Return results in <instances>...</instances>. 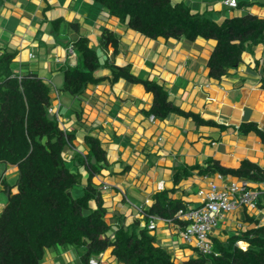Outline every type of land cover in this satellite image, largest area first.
Wrapping results in <instances>:
<instances>
[{"label": "crops", "instance_id": "crops-1", "mask_svg": "<svg viewBox=\"0 0 264 264\" xmlns=\"http://www.w3.org/2000/svg\"><path fill=\"white\" fill-rule=\"evenodd\" d=\"M176 1L188 3L194 14L213 13L216 21H223L228 17L225 13L233 11L224 0ZM244 1L250 4L243 8L247 14L264 17L263 3ZM105 29L119 37L117 54L111 45L100 46ZM81 37L88 38L101 63L130 67L133 75L164 86L169 100L183 112L209 123L177 114L152 121L146 112L153 106V95L142 85L124 79L113 85H89L82 97L63 93L65 71L79 63L75 43ZM215 46L216 41L201 38L194 42L149 39L131 31L92 0H0V56L5 51L16 52L15 73L33 72L55 85L58 92L52 93V98L54 107H59V126L75 133L74 146L65 158L70 169L81 173L82 186L90 176L88 167L77 159L88 152L84 138L94 134L101 140L107 163L92 176V183L102 194L106 222L113 227L130 228L137 222L139 229L148 227L150 218L137 208L148 209L153 197L163 191H172L173 201L191 209L201 205L200 190H208L211 184L222 188L240 180L219 178V174L205 176L195 170L175 184V176L183 170L207 167L208 162L237 170L242 162L250 161L264 171V143L256 133L242 134L240 128L254 123L264 132V90L259 86L264 77V44L249 46L242 63L220 80L209 77L208 61ZM110 75L107 68L95 73L98 78ZM15 171L16 166L9 165L4 174ZM249 182L254 189H264V183ZM0 191H4L2 183ZM260 201L264 204V194ZM91 207L95 208V202ZM263 210L239 207L224 214L211 239L227 241L253 228L251 219L264 226ZM153 221L156 228L150 233L157 245L167 249L178 263L199 256L194 241L186 243L183 239L184 223L166 222L159 216ZM239 246L246 248L247 243L240 242ZM111 251L106 262L104 253L100 256L102 264H120L111 257ZM81 252L57 246L46 251L42 264H84Z\"/></svg>", "mask_w": 264, "mask_h": 264}, {"label": "trees", "instance_id": "trees-1", "mask_svg": "<svg viewBox=\"0 0 264 264\" xmlns=\"http://www.w3.org/2000/svg\"><path fill=\"white\" fill-rule=\"evenodd\" d=\"M92 1L126 23L131 31L149 39L216 41L208 61L209 77L216 80L242 63V55L249 46L264 44V17L259 15L245 14L216 21L213 13H192L184 1ZM249 5L239 1L238 9ZM89 44L87 37L75 43L79 63L65 71L60 89L63 93L82 97L89 85H113L124 79L142 85L153 95V106L147 115L164 120L177 114L209 123L175 106L166 88L157 82L133 75L128 66L101 63L97 51ZM110 45L117 54L119 40L105 29L100 46ZM15 57L16 52L10 51L0 56V163L16 166L18 173L14 186H9L5 174L0 178L4 192L9 190L6 205L0 212V264H42L46 251L57 246L82 250L84 264L109 248H112L111 257L120 264H177L167 249L157 245L155 235L147 227L139 229V222L130 228L113 227L106 222L102 194L92 183V176L107 163L101 140L94 134L84 138L88 152L77 159L88 167L90 176L82 186L81 173L70 169L65 158L74 146L75 133L62 130L57 116L49 113L54 99L48 83L33 72H12L10 66ZM104 68L111 75L96 77L95 73ZM259 86L264 90V77ZM240 128L242 134L256 133L264 143V132L256 124H244ZM195 170L205 176L220 174L264 183V171L250 161L242 162L237 170L225 169L214 162H208L207 167L194 166L177 174L174 183L178 184ZM77 186H82L83 192L80 190L82 195L74 198L72 191ZM171 193L163 191L153 197L144 211L147 219L159 216L176 220L175 214L186 207L173 201ZM92 202L95 208L91 207ZM260 202L258 207L264 209ZM250 221L255 224L253 228L244 229L224 242L212 240L214 253L190 258L182 264H264V226L259 221ZM240 242L247 243V247L241 248Z\"/></svg>", "mask_w": 264, "mask_h": 264}, {"label": "built area", "instance_id": "built-area-1", "mask_svg": "<svg viewBox=\"0 0 264 264\" xmlns=\"http://www.w3.org/2000/svg\"><path fill=\"white\" fill-rule=\"evenodd\" d=\"M223 3L231 9L238 6V0H224ZM49 111L53 112L52 109ZM151 120L154 121L155 117L151 116ZM219 178L222 176L219 175ZM263 194L264 189L252 188L250 182L245 179L232 181L222 188L211 184L208 190H200L199 195L202 197V202L199 207L180 209L175 214V218L184 223V241L186 243L194 241V246L201 255L214 253L211 237L218 227L220 218L224 214L233 213L239 207L257 210L258 202ZM146 203L148 204L149 201ZM137 209L140 214L145 215L143 208ZM153 218H151L149 230L155 229ZM88 264L102 263L99 257H93Z\"/></svg>", "mask_w": 264, "mask_h": 264}, {"label": "rangeland", "instance_id": "rangeland-1", "mask_svg": "<svg viewBox=\"0 0 264 264\" xmlns=\"http://www.w3.org/2000/svg\"><path fill=\"white\" fill-rule=\"evenodd\" d=\"M173 2H175L176 0H172ZM255 4H262V3H264V0H257V1H255L254 2ZM252 4V3H251ZM253 8H255L256 10H258L260 7H258V6H253ZM245 9V8H244ZM243 9V11L241 10H238V9H236V10H233L232 12H226L225 13V16H228L227 18H230L231 17V15L233 14V16L232 17H234V16H236V15H241V16H243V15H245V14H247L248 12L246 11V10H244ZM119 38V37H118ZM78 65V64H77ZM10 68H11V70H12V72L13 73H15V72H18V69H16V66H14L13 65V63L11 64V66H10ZM50 85V87H51V89H52V92L53 93H55V85H53V84H49ZM67 166L69 167V168H71L70 167V164L69 163H67ZM6 167H9V165L7 166V165H5V164H3V163H0V178L3 176V174H4V172H5V170H6ZM6 181H7V183L9 184V186H14V185H16V183H17V181H18V173H17V171H15L14 173H9V174H7L6 175ZM7 193H5L4 191H0V212L3 210V208L5 207V205H6V202H7V195H6ZM72 195H73V197L74 198H76V197H78V196H80V195H82V192L80 191V186H77V187H75L74 188V190L72 191ZM241 245H243V244H241ZM58 247H60V246H58ZM109 253H110V248L109 249H107L105 252H104V261L106 262L107 260H108V257H109ZM103 261V262H104ZM104 262V263H105ZM175 262H177V264H181V263H178L179 261H177V259L175 260Z\"/></svg>", "mask_w": 264, "mask_h": 264}, {"label": "clouds", "instance_id": "clouds-1", "mask_svg": "<svg viewBox=\"0 0 264 264\" xmlns=\"http://www.w3.org/2000/svg\"><path fill=\"white\" fill-rule=\"evenodd\" d=\"M248 1H249V2H250V1H254V2H255V1H257V0H248ZM226 7H227V6H226ZM229 9H231V8H229ZM232 9H233V8H232ZM235 9H238V6H237ZM233 10H234V9H233ZM20 78H21V77H19V79H20ZM57 92H58V91L55 89V93H57ZM53 99H54V98H53ZM53 102H54V100H53ZM50 109H52L53 112L50 113V111H49V113L52 114V115L54 114L55 116H57V118H59V115H58L59 107L57 106V107L55 108V107H54V103H53V105H52V107H51ZM50 109H49V110H50ZM58 121H59V119H58ZM71 147H72V146H71ZM219 175H220V174H219ZM221 176H222V175H221ZM247 181H248V180H247ZM8 192H9V190H8ZM149 202H150V201H149ZM143 209H144V208H143ZM144 211H145V209H144ZM152 217H156V216H152ZM152 217H150L149 223H148V225H147V226H148V227H147L148 230H149V224H150V222H151V218H152ZM164 220L166 221V219H164ZM176 220H177V219H176ZM172 221H173V220L170 219V221H166V222H172ZM179 222H180V221H179ZM181 223H182V222H181ZM155 228H156V225H155ZM154 230H155V229H154ZM149 231H153V230H149ZM211 238H212V237H211ZM211 240H212V239H211ZM238 245H239V243H238ZM196 250H197V249H196ZM197 252H198V250H197ZM198 254L201 255L199 252H198ZM94 257H95V256H94ZM98 257H99V259L101 260L100 256H98ZM92 258H93V257H92ZM88 263H89V262H88ZM101 263H102V262H101Z\"/></svg>", "mask_w": 264, "mask_h": 264}]
</instances>
